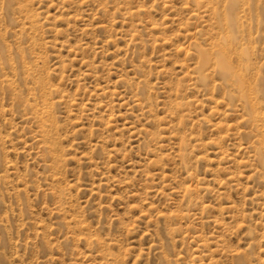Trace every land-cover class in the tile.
<instances>
[{"label": "rangeland", "instance_id": "obj_1", "mask_svg": "<svg viewBox=\"0 0 264 264\" xmlns=\"http://www.w3.org/2000/svg\"><path fill=\"white\" fill-rule=\"evenodd\" d=\"M0 264H264V0H0Z\"/></svg>", "mask_w": 264, "mask_h": 264}]
</instances>
